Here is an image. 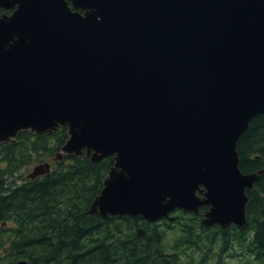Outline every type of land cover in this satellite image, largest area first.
Listing matches in <instances>:
<instances>
[{"label": "water", "instance_id": "95a60500", "mask_svg": "<svg viewBox=\"0 0 264 264\" xmlns=\"http://www.w3.org/2000/svg\"><path fill=\"white\" fill-rule=\"evenodd\" d=\"M0 143L69 138L113 156L90 213L149 222L209 206L205 227L247 225L237 143L264 113V0H0ZM140 236H147L139 228ZM19 264H27L20 261Z\"/></svg>", "mask_w": 264, "mask_h": 264}, {"label": "trees", "instance_id": "16d2710c", "mask_svg": "<svg viewBox=\"0 0 264 264\" xmlns=\"http://www.w3.org/2000/svg\"><path fill=\"white\" fill-rule=\"evenodd\" d=\"M67 132L62 126L51 133L24 130L14 142L0 143V264L23 260L27 264L209 261V256L197 259L187 251L198 249V243L203 242L193 231L204 227L200 220H185L176 227L167 223L164 229H157L139 217L104 219L89 212L114 165L113 156L95 163L91 156L64 155L53 163L49 173L36 179L25 177L22 170L26 166L34 161L43 163L62 151L69 138ZM237 151L244 173L264 169V113L251 120L237 143ZM247 194V225L221 229V235L217 230L208 231L204 241L210 247L221 240L223 252L239 245L248 257L247 264L251 260L264 264V172ZM139 228H144L147 236H140Z\"/></svg>", "mask_w": 264, "mask_h": 264}, {"label": "flooded vegetation", "instance_id": "af4514ba", "mask_svg": "<svg viewBox=\"0 0 264 264\" xmlns=\"http://www.w3.org/2000/svg\"><path fill=\"white\" fill-rule=\"evenodd\" d=\"M2 9L3 8H0V10H2ZM10 13H11V11H7L5 9H3L2 11H0V14H10ZM204 207H206V209L203 211L202 209ZM209 209H210L209 206L200 207L198 213L185 212L182 209H176V210H174V211H172V212L169 213V218H163V219H161V220H159L157 222H149V221H147V220H145V219H143L141 217H139V218L142 219V220H144V221H146V222H148V224L151 225V227H153V228H156L157 227V229H164V226L167 223H172V226L173 227H176V226H178V224L183 223V221H185V220L186 221L187 220H190V222H192V223L193 222H197L198 220H200V222H201L202 219L205 216V213L207 211H209ZM197 224H199V223H197ZM221 229H222V227L220 225L216 224V225H213V226H210V227H203V228H201V226H198V228L196 230H193L194 233H195V235H196L197 240L198 239H203V242L202 243H200V244L198 243V245H197L198 246V249H196V250L194 249V251H198L199 254H200V256L205 258V256L201 254V252L199 250V247L206 246L204 239L207 236V232L208 231L217 230V231H219V234L221 235ZM172 235H174V234L172 233ZM216 248L219 249L218 250L219 254L220 253H228V252H223L220 249L221 248V243H218L217 246H216ZM214 254H215V251H214ZM220 262H221V258H220V260H216L215 261V264H221Z\"/></svg>", "mask_w": 264, "mask_h": 264}, {"label": "rangeland", "instance_id": "374dc122", "mask_svg": "<svg viewBox=\"0 0 264 264\" xmlns=\"http://www.w3.org/2000/svg\"><path fill=\"white\" fill-rule=\"evenodd\" d=\"M51 160L53 158H50ZM48 159V160H50ZM46 159V161H48ZM40 164L38 161H34L32 164L26 166L23 170L22 173L24 174V176L26 177L29 173H31L34 169V167L36 165ZM22 180H20L19 182H21ZM172 234H170L169 239L172 238ZM222 243V242H220ZM212 251H211V256L213 257L212 259H210L209 261L205 262L206 264H215V261L219 258H221V264H247L248 263V257L246 256V254L244 253L243 249H241V247L239 245H235V249H233L231 252L228 253H220L218 252V248H216V244L215 245H211ZM196 250V249H195ZM202 250V249H201ZM189 253L192 254L193 257L200 259L201 256L199 254L198 251H190L187 250ZM215 251V254H214ZM201 254H204L201 252ZM251 264H257L255 263L253 260H251Z\"/></svg>", "mask_w": 264, "mask_h": 264}, {"label": "bare ground", "instance_id": "6f19581e", "mask_svg": "<svg viewBox=\"0 0 264 264\" xmlns=\"http://www.w3.org/2000/svg\"><path fill=\"white\" fill-rule=\"evenodd\" d=\"M102 217V216H101ZM103 218V217H102ZM108 218V217H107ZM107 218H104V219H107ZM138 220V219H137ZM221 242V240H219V241H217V243H216V246H217V244L218 243H220ZM200 250V252H202V253H204V254H202V255H204V256H209L210 257V259H212L213 257L211 256V251H212V248H211V246L209 247V246H204V248L201 250V249H199ZM209 259V260H210Z\"/></svg>", "mask_w": 264, "mask_h": 264}]
</instances>
